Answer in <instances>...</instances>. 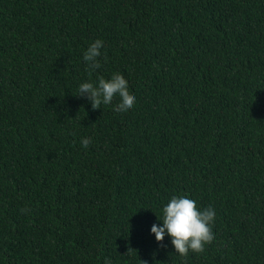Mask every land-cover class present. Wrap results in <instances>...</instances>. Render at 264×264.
Segmentation results:
<instances>
[{"label": "trees", "instance_id": "1", "mask_svg": "<svg viewBox=\"0 0 264 264\" xmlns=\"http://www.w3.org/2000/svg\"><path fill=\"white\" fill-rule=\"evenodd\" d=\"M115 73L131 110L77 96ZM181 195L216 213L186 257L151 233ZM105 258L264 264V0H0V264Z\"/></svg>", "mask_w": 264, "mask_h": 264}, {"label": "clouds", "instance_id": "2", "mask_svg": "<svg viewBox=\"0 0 264 264\" xmlns=\"http://www.w3.org/2000/svg\"><path fill=\"white\" fill-rule=\"evenodd\" d=\"M103 47L104 42L97 39L84 52L83 59L87 63L89 76L101 67L98 58L101 56ZM77 96L87 98L93 110L100 109L102 104H111L117 96L120 98L114 109L117 112L131 110L136 102L135 96L128 90V81L120 73L113 74L110 79L100 76L95 85L91 82L80 84ZM81 144L84 148H88L91 139L84 138L81 140ZM162 211L163 217H158V220L162 221V226L153 224L151 228V233L155 235L156 241L162 246L167 235L171 237L175 252L181 257H186L189 251L204 252L205 245L213 242L215 237L212 225L216 213L211 206L199 210L195 200L181 195L173 196ZM133 250L129 247L125 254L130 255ZM104 264H111V260L105 258Z\"/></svg>", "mask_w": 264, "mask_h": 264}]
</instances>
